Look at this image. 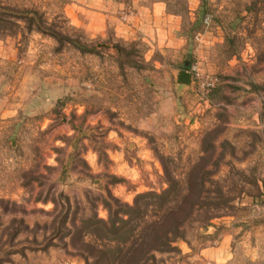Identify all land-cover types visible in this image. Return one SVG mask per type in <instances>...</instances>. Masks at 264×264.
Returning <instances> with one entry per match:
<instances>
[{
    "label": "rangeland",
    "instance_id": "1",
    "mask_svg": "<svg viewBox=\"0 0 264 264\" xmlns=\"http://www.w3.org/2000/svg\"><path fill=\"white\" fill-rule=\"evenodd\" d=\"M156 1L0 0V264L91 263L77 230L145 192L194 205L144 264H264V0H162L184 52Z\"/></svg>",
    "mask_w": 264,
    "mask_h": 264
},
{
    "label": "trees",
    "instance_id": "2",
    "mask_svg": "<svg viewBox=\"0 0 264 264\" xmlns=\"http://www.w3.org/2000/svg\"><path fill=\"white\" fill-rule=\"evenodd\" d=\"M152 198L164 201L160 194L140 193L135 197L133 205L124 204L125 209L122 211L116 210L112 213L108 207V220H86L87 225L83 227L91 230V239L85 240V233L81 230H77L75 235L83 247L82 255L86 259L93 257L88 264H144L152 252L163 249L172 239L179 237V225L194 202L185 196L174 207H168L162 214H154V218H148L147 207L141 208L138 202ZM116 201L119 202L117 199ZM138 223H142V226L135 232V225L137 227ZM67 235L75 238L70 231L63 236ZM115 239H121V243L111 244Z\"/></svg>",
    "mask_w": 264,
    "mask_h": 264
},
{
    "label": "crops",
    "instance_id": "3",
    "mask_svg": "<svg viewBox=\"0 0 264 264\" xmlns=\"http://www.w3.org/2000/svg\"><path fill=\"white\" fill-rule=\"evenodd\" d=\"M169 5L162 1L153 3L150 9V18L147 22H139L137 29H141L143 39L149 40L160 50L169 49L174 51H185L186 42L188 41L189 27L192 23V18L185 24L182 15H177L169 11ZM197 4L188 7L191 11L196 9ZM193 13L194 12H189ZM188 31V33H187ZM206 42L212 39L207 34ZM203 38V35H202Z\"/></svg>",
    "mask_w": 264,
    "mask_h": 264
},
{
    "label": "water",
    "instance_id": "4",
    "mask_svg": "<svg viewBox=\"0 0 264 264\" xmlns=\"http://www.w3.org/2000/svg\"><path fill=\"white\" fill-rule=\"evenodd\" d=\"M190 74L186 71H180L178 74L179 82L188 83Z\"/></svg>",
    "mask_w": 264,
    "mask_h": 264
}]
</instances>
